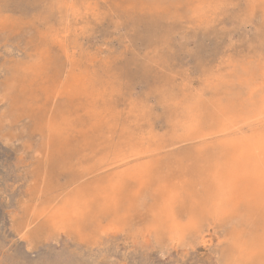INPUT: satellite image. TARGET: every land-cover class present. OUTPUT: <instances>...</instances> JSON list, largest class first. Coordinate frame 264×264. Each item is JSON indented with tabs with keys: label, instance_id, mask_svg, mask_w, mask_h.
Here are the masks:
<instances>
[{
	"label": "rangeland",
	"instance_id": "rangeland-1",
	"mask_svg": "<svg viewBox=\"0 0 264 264\" xmlns=\"http://www.w3.org/2000/svg\"><path fill=\"white\" fill-rule=\"evenodd\" d=\"M75 1L83 13L69 17L67 24L60 19L52 0H0V20L7 23L6 28L0 26V264L256 263L242 262L245 261L244 241L249 230L243 224L240 227L232 222V218L216 216L211 222H204L207 227L204 235L211 240L208 244L191 231L176 242L162 230H146L151 222L150 205L141 207L121 233L94 230L92 224L81 226L82 231L81 227L69 231L48 225L49 216L45 213L39 217L40 212L54 211L64 203L62 198L68 197L78 186L82 185L88 193L97 191V184L110 178L112 170L99 172L100 175L93 176L95 180L92 176L84 180L78 177L80 183L73 184L69 170H74L72 164L77 161L71 154L79 153L70 146L64 151L52 144L54 148H48L51 140L47 138L44 124L49 118L60 121L75 114L83 116L86 111L80 109L77 102V106H71L65 97L59 96L53 101V93L47 97L42 90L52 91V87L69 75L89 74L93 85L97 80L95 86L100 93L94 91L97 99L91 102L93 107H86L87 111L96 109L91 113L97 120L92 115L91 118L85 116L84 127L90 131L92 123L97 126L107 121L108 129L112 128L115 135L113 144L128 134L137 142L142 135L147 139L151 135L171 142L180 134L177 131L189 119L194 106L202 117L204 128L209 129L219 110L239 109L241 101L247 97L246 86L240 83L244 76L238 74L243 73V68L252 70L264 62V6L256 0H126L130 4L125 0ZM88 4H91L90 10L85 8ZM86 9L89 12H85ZM196 10H202L204 16H197ZM64 25L73 28L62 36L61 45L66 49L51 41L59 36L57 32H62ZM41 35L49 37L42 40ZM40 42L51 47L45 57L49 66L46 70L39 69L33 77L26 74L20 79L17 73L19 78L16 77V83L11 85H15V91L6 94L15 71L21 70L23 65L28 67L38 54ZM230 75H235L237 81L231 83L234 79ZM250 130L246 128L245 132ZM210 138L205 145L197 140L166 148L161 158L174 161L183 155L197 161V153L202 149L206 157H211L220 137ZM206 157L199 158L202 161L199 166L205 164ZM192 162L186 164L193 168ZM106 219L108 216L94 220L105 227ZM187 219L182 217L183 221ZM261 224L254 222L250 232L256 228V232L260 229L263 234V225L259 228Z\"/></svg>",
	"mask_w": 264,
	"mask_h": 264
},
{
	"label": "bare ground",
	"instance_id": "bare-ground-1",
	"mask_svg": "<svg viewBox=\"0 0 264 264\" xmlns=\"http://www.w3.org/2000/svg\"><path fill=\"white\" fill-rule=\"evenodd\" d=\"M256 1L264 6V0ZM75 2V0H52V6H54V9H57V13L60 14V19H62L67 24V19L69 17H78L83 13L80 9L81 7L77 6V2ZM90 6L91 4H88V6H85V8L88 9ZM87 9L85 12H89L88 10L90 9ZM201 11L196 10L194 13H199L197 16L200 17L204 16ZM62 20L60 22H62ZM0 26L6 28V20H0ZM70 28L68 25L65 28L64 25L62 32L56 31L57 34H60L59 36L53 37L54 40H51L53 44H58L60 48L66 49L61 45V40L62 36L65 37V34L70 32ZM40 37L42 40H46L49 36L41 35ZM38 49V54H35V58L29 62L28 67L23 65L21 70L15 71L13 79L10 82V91L9 93H6L8 92L6 91V94H12V92L15 91V85L12 87V83H16V77L19 78L21 75L25 76L26 74L33 77L39 69L43 70L45 67L49 66V60L46 61L47 59L45 57L49 55L51 47L47 48V45L42 43ZM46 69L47 68H45V70ZM42 70L40 71L43 72ZM242 71L243 73L241 75H239L240 73L237 74L238 76H244V78L241 79L239 77L238 79H241L240 83L246 86L248 94L243 101L240 100L243 102L241 107L239 109L234 108V110H229L230 108L219 110V113L217 114L218 116H214L211 123L209 124V129H205L206 127L203 126L204 123L202 122V117L198 115L197 112L199 111H197L194 106L193 110L190 111L189 119H187L183 126H181L182 128L177 131V133L180 134H178V136L176 135L174 137L175 140L173 139L171 142L164 141V139L158 140L155 136L151 135H148L150 136L148 139L142 135L137 139V142L134 141V137L131 134L127 133L129 136H121L120 141L113 144L115 135L112 128L110 130L108 129L107 126L109 124L107 121H105L106 123L102 122V125L99 123L97 126L92 123L91 128L89 129L90 131L85 130V116L89 115L91 118V111L96 110L91 109V111H89L90 109H88V112L86 107H93L91 102L93 103V101L97 99V96L94 97V91L98 92L96 90V84L98 81L94 80L93 83H95L96 86L93 85L89 74H81L76 76L69 75L52 87V91H48L49 89H43L42 91L45 92L46 96L53 93L51 100L54 101L59 96L65 97L68 104L70 103V105L74 107L77 106L75 105V102H77L80 106V109L82 108V110L86 111V113H82L83 116H81V114H75L76 117L71 115L70 117H66L60 121H55L54 119L49 118L44 124L47 138L50 137L49 139L51 140L49 141L50 144L48 145V148L53 147L52 145H55L58 146V150L64 151V149L66 150L70 146L75 152L77 151L79 153H76L77 155L70 153L71 157L75 158L77 161L76 163L72 164V166H75V168H73L74 170H69V173L71 176H73V184H77L76 182L79 181L78 177H80V180H84L86 178L89 179L91 176L93 178V176L99 174V172L108 171L109 168L114 173L111 172L110 178H104L99 186L96 182L98 187L96 186V188H94L98 190L95 192L88 193V190L83 189L84 187L82 185V187L78 186L71 193H68L67 191L68 197L65 196V199L62 198L64 202L63 204L61 203V205H59L54 211L50 213L46 211L40 212L41 214L39 217L44 216L46 213V215L49 216L48 225H51V227L53 225L55 228L62 230L72 229L77 231L81 226L84 227V224H92L94 226V230H111L112 233L114 231V233H121V230H125V226L130 225V220L139 213L141 207L150 205V209L148 210L151 215V222L150 225L148 224L149 227H147L146 230H149V232L150 230H162L167 237L176 242L180 240L179 238L183 237V234L191 231L195 233V235H200L205 241L204 244L211 242V240L206 239L204 235V231L206 230L204 222L206 220L209 223L211 222L210 220L212 218H216V216H219L222 219L232 218V222H235L239 225L243 224L245 228L248 227L246 229H248L250 233L249 234L248 231H246V233H248L246 236L249 235V239L247 238V240L244 241V243H246V252L245 261L242 262L251 260L256 262L254 264H264V232L263 234H260V229H257L258 232H256V228L253 229V232H250L249 229L250 226L251 228L253 227L255 222L256 225L262 223L259 225V228L263 225L262 231H264V222H262L264 219V62H262L260 65H257L256 67H253L252 70H246L243 68ZM17 73L19 77L16 75ZM213 75L215 76V74ZM230 77L234 79L233 82H231L229 79L231 83H234L235 80L237 81V77L235 78V75H230ZM40 78L41 77L39 76V79ZM215 78H217V75ZM20 79L22 78L20 77ZM221 98L222 97L219 99ZM187 99L188 98H186V101H188ZM190 102L191 101H189V103ZM219 103L221 104V101ZM223 103H225V100ZM181 104L182 103H180V105ZM200 105L198 106L200 107ZM206 105L207 104L204 106ZM230 105L231 104H229V106ZM175 112L177 111L175 110ZM173 113L174 112H172V115ZM96 115H98V111ZM107 115L108 114L106 112V117ZM99 116H101V114H99ZM94 117L92 115V118L97 120V118ZM104 126H106V128H103ZM114 127H116V125ZM246 128L251 129L249 133H247V131L245 132ZM129 131H131V129ZM150 131L148 133H150ZM137 132L139 131L137 130ZM171 132L175 133L174 131H170V133ZM215 136L220 137V142L213 150L214 155L211 157H206L207 154L205 151H203V149L200 153H197L196 157H206V159H204L205 164L202 166H199V164L202 162H200L199 158H197V161L191 156L189 158H185L182 153L180 159L176 158L174 161H167L161 158V154L166 148H173L174 146L187 144L193 141L195 142L197 140H200L205 145L207 142L206 139H211L210 137ZM148 140H150V142ZM145 147L146 149H144ZM107 150L109 151L107 152ZM189 155L190 154H188V156ZM193 159L195 160V163ZM64 161H66V159H64ZM191 161H193L192 163L195 164L193 168L186 164L187 162ZM170 163H172V165H169ZM114 170H116V172ZM154 185L155 187L153 188ZM87 187L88 185L85 186V188ZM90 188L91 187H89V189ZM57 192L59 191H56V193ZM48 194L50 193L48 192ZM61 195L64 194L61 192ZM53 198L54 197H52V199ZM54 200L57 201L56 199ZM33 211H35V209ZM36 211L35 213H37ZM107 216L108 219L106 220H108V224H106L105 227L104 224L102 225V222H98L99 224H96L94 219ZM34 217H36V214ZM182 217H186V219L188 218L187 221H183L184 218L182 220ZM46 218L48 219L47 216ZM260 218L263 219H261V222H258V219ZM240 227L242 226L240 225ZM55 228L53 231L56 230ZM130 228L132 227L130 226ZM236 228L238 229V226H236ZM80 229L82 231V227ZM149 232L147 233L149 234ZM80 235L82 234L80 233ZM239 236L242 235L239 234ZM242 238L245 239L244 234ZM148 241L149 240H146V242ZM236 263L237 262H235V264Z\"/></svg>",
	"mask_w": 264,
	"mask_h": 264
}]
</instances>
